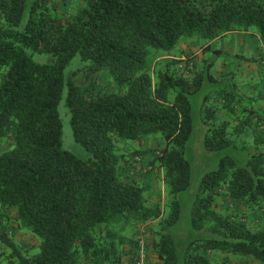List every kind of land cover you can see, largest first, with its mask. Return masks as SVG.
<instances>
[{
	"label": "trees",
	"instance_id": "trees-1",
	"mask_svg": "<svg viewBox=\"0 0 264 264\" xmlns=\"http://www.w3.org/2000/svg\"><path fill=\"white\" fill-rule=\"evenodd\" d=\"M57 2L0 0V143L10 145L0 153V261L124 264L125 246L134 244L127 231L155 223L159 264H179L168 230L190 181V97L214 87L204 98H217L202 120L204 148L242 150L230 135L250 128L255 111L238 92L235 71L211 73L221 55L213 41L254 32L264 42V0H83L66 19ZM181 39L207 40L200 45L206 58L176 57ZM76 63L88 81L105 74L108 88L84 90L79 67L71 71ZM63 99L85 159L63 149ZM151 137L160 139L156 149L133 147ZM149 152V166L162 171L165 204L149 205L145 186L125 176ZM248 154L242 162L224 157L203 177L190 224L204 238L187 245L182 264H217L214 253L264 264V228L215 206L224 191L247 212L264 208V151ZM14 228L35 240V252L17 243Z\"/></svg>",
	"mask_w": 264,
	"mask_h": 264
},
{
	"label": "rangeland",
	"instance_id": "rangeland-1",
	"mask_svg": "<svg viewBox=\"0 0 264 264\" xmlns=\"http://www.w3.org/2000/svg\"><path fill=\"white\" fill-rule=\"evenodd\" d=\"M82 2L83 0H58L57 13L61 17V19H66L70 14H72L76 9H78V7L82 4ZM221 39L223 38L220 37L218 39V42L214 43L213 47L219 48ZM194 43L203 45V44L208 43V41L204 39L194 40V41L193 40L187 41L186 39H181L179 43L175 46V48L172 50V52L175 53L177 57L185 56L189 54L188 53L189 45L194 44ZM177 47L178 49H176ZM222 56L217 58L214 68L211 71V73L213 75L215 74L217 77H219V74H217L214 69H216L217 68L216 65H218V63L222 61ZM159 58L160 57L158 56V59ZM34 60L38 63H45L47 61L48 62L51 61V59L48 56H44V55H35ZM74 60L76 61L77 57L74 58ZM176 66L178 67V64H176ZM77 67H79L77 63L72 65L71 71L75 70V68ZM80 68L81 67H79V69ZM67 72H69V70H67ZM77 74L78 75L76 77V81L84 90H98L100 86L108 88L109 82L105 74L93 75L90 81H88L86 78L85 79L83 78V76H85L84 75L85 72L82 69L77 71ZM213 89L214 87L208 84H205L203 85L200 91H198L196 94L190 97L191 112H192L191 113L192 114V132L185 146V157L188 160L190 164V169H191L190 181H189L188 189L181 192L178 195V200L180 204V218L177 224L168 230V233L172 237V240L175 246L179 264H182L183 262V256H184L187 245L192 240H200L203 237V235L200 232L193 230L190 224V214H191V210L193 207V202L198 194V191L200 189V184H201L203 177L206 174L216 170L220 164L221 159H223L224 157H229L235 161H238V160H242V156H243L242 150H235L233 148H227L223 151H209V150H206L203 146L202 139L204 138V134H205V125L202 120L204 119L203 117L205 116V109L209 106L208 105L210 104L209 101L213 102L217 99V98H210V100L205 101L204 98H205V95L210 96V93H212ZM220 104L221 102H219L217 106L218 105L220 106ZM58 110H59V115H60V119L62 123L63 149L68 152H71L79 159H85L86 154L73 141L71 127H70V114H69L68 109L64 105V99L61 101ZM220 114H223V113L220 112ZM230 136H233V135L231 134ZM242 137L243 136H241L240 138ZM0 144H1L0 153L5 152L10 148V145L7 142H4L3 144L0 143ZM238 146L240 147V144H238ZM166 191L167 189L164 186V190H163V196L165 197L164 204L166 202V196H167ZM224 200H225V203H227V199L224 198ZM240 210L242 209L239 208L237 209V211L231 210L232 211L231 213H237V212H240ZM249 213L250 214L246 216V222L248 223V225L253 229L264 228V208L251 210ZM11 233L13 234V237L17 241V243H19L22 246H25V249H27L28 252L33 253L36 251L35 250L36 242L34 239H32L31 236L15 228L12 230ZM129 233L130 232L128 230L127 235H129ZM151 240H153V236ZM150 243L151 241H148L147 243L144 241L145 245H142L141 246L142 249H141L140 245H138L137 243V239L135 238L136 247L141 249L143 253L145 249L148 250L149 248L151 255H153L154 253H152L151 251ZM136 253L133 256H131L134 264H135V257L137 256ZM145 260H147L146 256L144 257V261ZM147 261H149V264H154V263H151L153 261H150V260H147ZM214 262L217 264H257L253 262L251 259L239 258V257L230 256V255H224L219 258L217 257L215 258Z\"/></svg>",
	"mask_w": 264,
	"mask_h": 264
},
{
	"label": "crops",
	"instance_id": "crops-1",
	"mask_svg": "<svg viewBox=\"0 0 264 264\" xmlns=\"http://www.w3.org/2000/svg\"><path fill=\"white\" fill-rule=\"evenodd\" d=\"M215 42L217 43L218 39L213 41V45ZM219 46L221 50L220 56H223L222 61L216 65L217 68L214 69L215 72L223 75L235 71L237 90L241 95L250 99L249 101L255 111L251 119V127L243 129L240 135L232 136V138L236 137L235 139L238 144H240V147H242V160H238L242 162L245 160V157L249 155L248 153L253 151L256 147L264 151V144L262 143L264 142V42L254 32L229 33L223 36ZM199 47L200 45L195 43L190 44L188 47V53H194L195 56L192 62H199L206 58ZM176 57L174 56V58ZM181 59H183V57ZM237 110L240 114V109L237 108ZM241 136L243 137L240 138ZM158 140L160 139L157 137H151L141 141L139 144L137 142L133 143V147L140 149H156L160 143ZM152 157V152L139 156L138 161L134 164L135 166L131 168V170L126 171V175H124L127 177L126 179L128 182L136 181L145 186V197L149 205L157 203L164 204L165 197L163 196L164 185L161 177L162 171L149 166V161ZM224 198L227 199V203H225ZM215 206L220 212L229 215L233 214L232 216L235 217L243 215L246 218V216L250 214V211L247 212L244 205L230 200L224 191H221L219 196L216 197ZM239 208L242 209L240 212L231 213L232 211H237ZM154 224L134 226L129 229V235L133 236L134 244L126 246V253L123 256L124 264H134L131 256L140 251V249L135 246V238L140 248H142V245H145L144 241L146 243L151 241L150 244H152L153 240H151L152 235L150 231ZM14 225L16 227V224H13V226ZM151 251L153 253L152 247ZM144 255L147 257V260L153 261L151 263L159 264L156 256L154 254L151 255L149 248L148 250H144ZM222 256H224V254L214 253L210 255V259L215 263V258ZM147 260H145L144 263L149 264ZM0 264L6 263L4 260H1Z\"/></svg>",
	"mask_w": 264,
	"mask_h": 264
},
{
	"label": "built area",
	"instance_id": "built-area-1",
	"mask_svg": "<svg viewBox=\"0 0 264 264\" xmlns=\"http://www.w3.org/2000/svg\"><path fill=\"white\" fill-rule=\"evenodd\" d=\"M142 249V248H141ZM140 249V251L137 253V256L135 257V264H145L144 263V253L142 252V250Z\"/></svg>",
	"mask_w": 264,
	"mask_h": 264
}]
</instances>
